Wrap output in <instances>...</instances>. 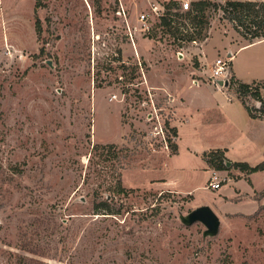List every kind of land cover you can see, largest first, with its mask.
Masks as SVG:
<instances>
[{"label": "rangeland", "instance_id": "374dc122", "mask_svg": "<svg viewBox=\"0 0 264 264\" xmlns=\"http://www.w3.org/2000/svg\"><path fill=\"white\" fill-rule=\"evenodd\" d=\"M179 1L0 0V264H264V210L220 219L216 233L187 223L198 197H213L200 155L171 159L196 195L164 185L189 89L217 86L219 58L232 75L264 77V37L243 35L229 0H192L206 2L196 42L151 9L179 12ZM189 112L182 144L201 148L217 128Z\"/></svg>", "mask_w": 264, "mask_h": 264}, {"label": "crops", "instance_id": "0c3cea01", "mask_svg": "<svg viewBox=\"0 0 264 264\" xmlns=\"http://www.w3.org/2000/svg\"><path fill=\"white\" fill-rule=\"evenodd\" d=\"M237 79L244 82L262 81L264 77L244 76L243 72H234ZM207 88L189 89L185 101H181L174 111L172 125L178 129L176 154H170L162 166L170 173V179L164 182L166 186L178 188L187 193L195 194L194 190L201 185L190 184L185 177V170L189 167L171 166V159L184 152L190 155L201 156V164L196 170L207 173L202 185L208 195L213 197H198L204 205L210 206L221 220L242 222L258 212L260 205L264 206V170L249 171L239 167H232L233 163H246L256 166L264 161V116L253 117L246 105L234 94L229 87L211 86ZM197 110L198 125L209 124L216 126L214 138L205 140L206 145L198 148L201 143L192 146L182 144V127L190 122L194 113L189 112L191 107ZM187 109V110H186ZM197 128V127H195ZM199 128V127H198ZM221 149L227 158V164L232 177L230 182L220 189L207 188L206 181L212 174L213 168L203 156L204 152ZM190 169V168H189ZM260 197V199H257Z\"/></svg>", "mask_w": 264, "mask_h": 264}, {"label": "trees", "instance_id": "16d2710c", "mask_svg": "<svg viewBox=\"0 0 264 264\" xmlns=\"http://www.w3.org/2000/svg\"><path fill=\"white\" fill-rule=\"evenodd\" d=\"M36 5H39L37 3ZM206 2H198V3H193V7L191 10L182 13V12H174L170 13L168 12V16L164 17L165 19V24L169 28V30L174 34V37H177L178 39H182L185 41H192L196 39V33L194 30L191 31L189 30L192 29L193 27H196L198 22L195 20L199 17V14L202 9H200V6H205ZM169 8V6H168ZM224 12L231 13V18L236 19L238 21V27L246 29L245 34H243L247 39L249 40H254L258 39L261 37H264V32H260V26L261 22L264 20V1L259 2V1H241V0H229L227 2L226 8H224ZM170 15H172L170 17ZM175 17V18H174ZM183 19L186 18L187 22L183 20H178V19ZM176 21V24L178 25H172V21ZM251 24L249 26L248 23ZM251 27H256L255 29H252ZM175 30V31H174ZM245 31V30H244ZM250 31V32H248ZM235 80V77L233 75L232 77V82ZM262 88H264V80L262 81H253V82H244L240 81L239 86L236 89V92L238 94V97L241 99V101L246 105L248 108L250 114L253 117H262L264 116V99H262L263 93L261 92ZM250 96L255 98L256 100L259 101V106H250L247 103L246 98ZM170 131H173L174 133L177 132V129L175 127L170 128ZM169 147L172 149V153L176 154L178 151V146L176 143H172L171 139L168 140ZM204 158L208 162L211 168L213 169H230L232 167H239L242 170L246 169L249 171H257V170H264V161L254 167L249 166L246 163H233L232 167L227 166V158L224 156V151L221 149H216V150H211L208 152L203 153ZM231 174V171L229 172V175ZM232 177V174L231 176ZM257 199H260L258 197ZM97 210L100 211H110L109 206L105 202H101L96 206ZM261 210H264V206L260 205V208L257 213H259ZM98 213V212H97ZM107 213V212H106ZM109 213V212H108Z\"/></svg>", "mask_w": 264, "mask_h": 264}, {"label": "built area", "instance_id": "2783aa9c", "mask_svg": "<svg viewBox=\"0 0 264 264\" xmlns=\"http://www.w3.org/2000/svg\"><path fill=\"white\" fill-rule=\"evenodd\" d=\"M193 7L192 0H181L179 1V11L182 13H185L189 10H191ZM152 11L156 13L157 15H160L161 17H167L168 15L165 14L164 7L159 4H153L151 7ZM176 12V11H175ZM172 15H170L171 17ZM175 18V17H174ZM185 22H187L186 18L180 19ZM138 21L142 23V27L146 31L151 30V26L149 23V17L147 13H141L140 16H138ZM128 24V23H127ZM172 25H176V21H172ZM130 29V27L128 26ZM131 39H133V34L130 33ZM185 41V40H183ZM193 42H196L197 40H192ZM179 55H184L182 51L178 52ZM211 77L213 80H215V83L218 87H231L232 77L233 75L230 72L229 64L222 58H219L216 63L215 67L212 69ZM227 164V163H226ZM228 167H230L227 164ZM229 170L228 169H213L212 174L209 178L207 188H212L214 190L220 189L223 186L227 185L230 182L231 177L229 176Z\"/></svg>", "mask_w": 264, "mask_h": 264}, {"label": "water", "instance_id": "95a60500", "mask_svg": "<svg viewBox=\"0 0 264 264\" xmlns=\"http://www.w3.org/2000/svg\"><path fill=\"white\" fill-rule=\"evenodd\" d=\"M198 221L205 224L209 233L218 232L221 225L218 215L208 205L194 209L187 217V223H195Z\"/></svg>", "mask_w": 264, "mask_h": 264}]
</instances>
